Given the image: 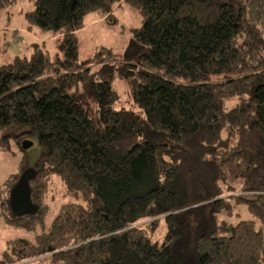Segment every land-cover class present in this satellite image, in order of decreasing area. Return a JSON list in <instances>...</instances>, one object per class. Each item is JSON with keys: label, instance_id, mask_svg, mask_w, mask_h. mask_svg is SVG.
<instances>
[{"label": "trees", "instance_id": "1", "mask_svg": "<svg viewBox=\"0 0 264 264\" xmlns=\"http://www.w3.org/2000/svg\"><path fill=\"white\" fill-rule=\"evenodd\" d=\"M20 1L0 0V19ZM32 1L23 30L51 32L60 55L36 43L13 56L0 34V154L17 131L39 135V211H11L23 164L0 190V214L32 231L53 212V190L69 200L34 242H9L0 264H264V0ZM122 3L144 18L137 61L100 48L78 63L86 16L110 18ZM117 77L144 118L117 108ZM232 200L254 220L217 222Z\"/></svg>", "mask_w": 264, "mask_h": 264}, {"label": "rangeland", "instance_id": "2", "mask_svg": "<svg viewBox=\"0 0 264 264\" xmlns=\"http://www.w3.org/2000/svg\"><path fill=\"white\" fill-rule=\"evenodd\" d=\"M33 7L32 0H23L6 9L1 14L0 34L5 36L3 43H6L9 53L13 56H30L34 51L33 46L36 43L41 48L44 47L43 49L51 57L60 55V52L52 42L53 34L51 32H44L37 27L32 28V32L23 30L29 26L26 21V14ZM143 23L144 18L139 10L128 3H122L117 7L110 18H107L101 12H93L87 15L85 18V27L78 34V63L90 59L100 48L112 49L119 55V61L135 63L139 57L140 48L135 43L134 34L137 29L143 26ZM13 37L19 39V42H15ZM43 43H45V46H43ZM97 69L98 67L93 68V70ZM113 88L119 98L117 108L123 107L126 110L133 111L141 118L145 117L144 111L134 106L130 101L127 94V86L119 77L114 80ZM85 107L93 119L98 117V111L94 101L86 100ZM19 133L20 131H17L16 135L18 137L10 138L3 145V150L0 154V190L4 188L5 183L12 175L22 171L21 167L23 164L24 171L27 169L36 170L41 165L43 150L39 143V135L36 133L33 135H19ZM24 142H31L33 145L31 148L24 150ZM226 172L227 178L225 186H236V170L227 167ZM52 194L56 200L53 212L49 214L43 225L38 222L32 231L25 229L23 226L8 224L5 217L0 214V263L4 259L3 255L9 247V242L15 240L34 242L35 237L42 234L50 226L58 205L69 200L64 199L62 196V187L53 190ZM230 202L234 206L233 211L221 213L218 216L217 222L226 221L230 224H237L240 221L254 220V216L249 212L248 204L237 203L236 200ZM27 219L24 218L20 222L24 223ZM27 264L46 263L31 262Z\"/></svg>", "mask_w": 264, "mask_h": 264}, {"label": "water", "instance_id": "3", "mask_svg": "<svg viewBox=\"0 0 264 264\" xmlns=\"http://www.w3.org/2000/svg\"><path fill=\"white\" fill-rule=\"evenodd\" d=\"M31 142H24L23 149L32 147ZM37 177V170L27 169L21 174L19 181L12 188L9 198L11 211L16 217L34 216L39 211L31 199V182Z\"/></svg>", "mask_w": 264, "mask_h": 264}]
</instances>
